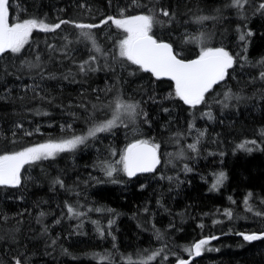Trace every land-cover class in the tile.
Listing matches in <instances>:
<instances>
[{
    "label": "trees",
    "instance_id": "obj_1",
    "mask_svg": "<svg viewBox=\"0 0 264 264\" xmlns=\"http://www.w3.org/2000/svg\"><path fill=\"white\" fill-rule=\"evenodd\" d=\"M261 5L10 0V22L60 27L33 29L19 53L0 55V155L87 135L118 103L137 108L72 151L24 165L18 186L0 185V264H177L207 237L216 238L187 264H264V239L241 235L264 233ZM136 15H153L154 38L180 58L203 47L233 56L203 103L184 104L171 81L119 57L125 33L108 18ZM139 141L158 146L160 163L130 178L119 160Z\"/></svg>",
    "mask_w": 264,
    "mask_h": 264
},
{
    "label": "snow or ice",
    "instance_id": "obj_2",
    "mask_svg": "<svg viewBox=\"0 0 264 264\" xmlns=\"http://www.w3.org/2000/svg\"><path fill=\"white\" fill-rule=\"evenodd\" d=\"M246 0H234L237 6H241ZM264 8V5H261ZM162 15L168 16L167 11H162ZM206 19V18H201ZM118 29H122L126 34L119 42V57L138 66L143 72L151 73L157 79L167 77L174 82V93L184 104L195 107L205 101L206 94L214 85L223 81L228 70L233 67L234 58L223 47H203L195 59L184 60L178 58L170 43L158 41L152 34V29L156 21L153 15H136L122 19L109 17ZM108 21H104L107 23ZM66 23V21H61ZM60 24L49 26L35 19H27L22 22H10V0H0V55L7 52L19 53L25 44L28 43L33 29L51 31L59 28ZM76 27L94 28L98 25L77 24ZM87 35V34H85ZM243 39V37H241ZM100 51L99 48L96 49ZM83 70V69H82ZM264 77V73H261ZM227 96V94H226ZM136 104L116 105V114L112 119L107 120L98 126L87 131V135H77L71 139L59 142L49 141L32 147L24 148L21 151L0 155V185L18 186L21 183V169L26 164L55 157L58 153L68 152L83 144L88 138L95 137L97 133L111 130L116 126L121 111L135 113ZM193 149L195 145H190ZM246 149V145H240ZM157 145H149L146 141H139L130 144L124 154L120 157L119 164L122 170L129 176H135L138 172H151L159 164L157 155ZM251 150V149H246ZM114 168L106 169V174L111 176ZM224 179L221 173L216 184H220ZM216 187V185H213ZM247 203V200L245 201ZM69 213H73L72 207L68 208ZM79 215V213H76ZM230 215V213H229ZM245 240L252 241L264 239V233L259 235H245ZM203 239L195 243L190 254L199 256L204 246L210 239ZM153 257H149L151 260ZM16 264H20L17 260ZM178 264H186V261L179 260Z\"/></svg>",
    "mask_w": 264,
    "mask_h": 264
},
{
    "label": "water",
    "instance_id": "obj_3",
    "mask_svg": "<svg viewBox=\"0 0 264 264\" xmlns=\"http://www.w3.org/2000/svg\"><path fill=\"white\" fill-rule=\"evenodd\" d=\"M178 58H180V57H178ZM181 59H183V58H181ZM192 59H195V58H192ZM184 60H191V59H184ZM151 74V73H150ZM152 75V74H151ZM156 78V77H155ZM160 79H165V80H168V81H171L169 78H167V77H162V78H160ZM172 83H173V85H174V82L173 81H171ZM149 145H151V144H149ZM157 155H158V152H157ZM158 157H159V155H158ZM159 161H160V159H159ZM160 163V162H159ZM158 165L159 164H157L156 165V167H155V169L153 170V171H151V172H138L135 176H137V175H139V174H152V173H154L155 172V170L157 169V167H158ZM135 176H132V177H130V178H133V177H135ZM209 238H211V237H207V238H203V239H209ZM202 239V240H203ZM212 240H214V239H210L209 241H212ZM195 257H197L196 255H192L191 257H189L188 259H186V260H184V261H186V264L191 260V259H193V258H195ZM178 264V263H177Z\"/></svg>",
    "mask_w": 264,
    "mask_h": 264
},
{
    "label": "rangeland",
    "instance_id": "obj_4",
    "mask_svg": "<svg viewBox=\"0 0 264 264\" xmlns=\"http://www.w3.org/2000/svg\"><path fill=\"white\" fill-rule=\"evenodd\" d=\"M113 24H114V23H113ZM125 35H126V34H125ZM123 39H124V38H123ZM114 113H116V112H114ZM128 119L131 120L132 118H131V117H128ZM126 149H127V148H126ZM126 149H125V151H126ZM125 151H124V152H125ZM124 152H123V154H124Z\"/></svg>",
    "mask_w": 264,
    "mask_h": 264
}]
</instances>
